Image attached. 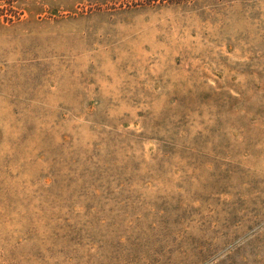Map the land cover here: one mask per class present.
I'll use <instances>...</instances> for the list:
<instances>
[{
	"label": "rangeland",
	"instance_id": "rangeland-1",
	"mask_svg": "<svg viewBox=\"0 0 264 264\" xmlns=\"http://www.w3.org/2000/svg\"><path fill=\"white\" fill-rule=\"evenodd\" d=\"M0 264H264V0H0Z\"/></svg>",
	"mask_w": 264,
	"mask_h": 264
}]
</instances>
